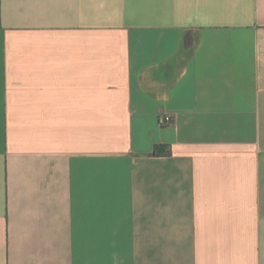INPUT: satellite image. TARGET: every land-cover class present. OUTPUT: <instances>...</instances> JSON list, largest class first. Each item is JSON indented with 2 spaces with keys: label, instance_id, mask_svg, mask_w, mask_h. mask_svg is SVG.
Returning a JSON list of instances; mask_svg holds the SVG:
<instances>
[{
  "label": "crops",
  "instance_id": "obj_1",
  "mask_svg": "<svg viewBox=\"0 0 264 264\" xmlns=\"http://www.w3.org/2000/svg\"><path fill=\"white\" fill-rule=\"evenodd\" d=\"M0 264H264V0H0Z\"/></svg>",
  "mask_w": 264,
  "mask_h": 264
},
{
  "label": "built area",
  "instance_id": "obj_2",
  "mask_svg": "<svg viewBox=\"0 0 264 264\" xmlns=\"http://www.w3.org/2000/svg\"><path fill=\"white\" fill-rule=\"evenodd\" d=\"M175 120L173 115L166 113L161 117V124L162 125H172L174 124Z\"/></svg>",
  "mask_w": 264,
  "mask_h": 264
},
{
  "label": "trees",
  "instance_id": "obj_3",
  "mask_svg": "<svg viewBox=\"0 0 264 264\" xmlns=\"http://www.w3.org/2000/svg\"><path fill=\"white\" fill-rule=\"evenodd\" d=\"M165 126V125H164ZM164 146L163 145H156L155 146V149L153 150V152L151 153V155H154V156H159V155H162L163 153L166 154V152H163Z\"/></svg>",
  "mask_w": 264,
  "mask_h": 264
}]
</instances>
